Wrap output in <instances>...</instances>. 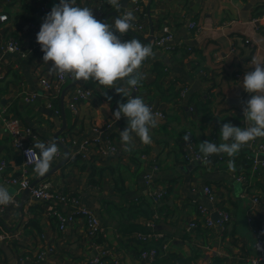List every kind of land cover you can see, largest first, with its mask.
<instances>
[{
  "label": "crops",
  "instance_id": "1",
  "mask_svg": "<svg viewBox=\"0 0 264 264\" xmlns=\"http://www.w3.org/2000/svg\"><path fill=\"white\" fill-rule=\"evenodd\" d=\"M36 1L0 5V15L8 16L7 22H0V115L17 117L32 128L36 135L33 144L56 143L55 135L64 125V107L67 128L59 141L70 152V158L58 166L67 155L56 143L61 157L54 158L44 176L37 175L34 166H24L21 152L13 147L0 119V162L6 163V169L0 172V185L15 201V206H9L0 216V234L18 237L11 243L0 242V264H42L25 257L35 255L45 245L54 246L56 251L46 264H90V259L101 251L109 253L105 264H148L140 257L144 244L137 235L143 230L151 231L147 226L151 220L129 217L126 210L134 201L152 208L154 233L162 235L156 243L161 256L153 264H252V259L259 256L253 224L264 220V171L255 166L253 150L244 147L232 158L231 169L226 155H214L210 163L200 165L187 156L193 154L192 148L201 154L199 144L203 141L219 143L223 124L245 126L242 102L250 96L241 84L245 72L255 66L254 60L264 64V29L256 30L251 25L254 16L264 13V0H138V6L133 4L135 0H127V10L133 11L135 20L143 22L147 31L134 33L137 37L127 33L122 39H138L151 45L155 54L144 62L141 71L145 79L138 91L131 89V93L165 114L151 131L152 143L144 145L137 138L131 152L124 151L121 143L120 131L126 128V119H120L124 122L115 130L109 129L119 122L114 120L118 103L127 102L114 89L94 81H80L75 86L78 81L69 79L54 96H44L40 80L53 79L55 75L50 74L51 64L43 63V52L36 41L34 25L41 21ZM99 1L102 0H76V4L93 9L101 21L113 13H123V8H114L105 18L97 17ZM59 2L50 0L49 7ZM115 18L111 16L107 23L114 24ZM190 23L197 28L191 30ZM165 27L179 41L171 52L155 45ZM152 28L154 39L147 42ZM8 37L23 44L26 56L4 52ZM78 87L92 89L94 97L80 103L74 113L70 105ZM185 89L187 93L183 95ZM106 91L112 97L110 102L102 95ZM31 95L37 99L27 102L26 97ZM205 109L211 114L209 118H205ZM95 130L103 132L102 143L93 147L89 159H75L78 145L96 137ZM185 134H191L190 144L184 141ZM255 142L264 144V138ZM109 145L117 150L105 157L100 148ZM245 160H253L250 169L244 167ZM153 164L159 167L153 173L154 189L166 191L161 201L148 196L143 179ZM25 172L33 185L50 181L55 191L77 197L83 207L92 210L105 228L101 244L91 243L83 219L60 231L49 205L7 182L9 177ZM238 176L247 179L246 186L236 180ZM206 187L214 191L215 202L210 201ZM254 197L260 205L251 223L248 209ZM200 207L211 212L215 220L219 210L230 213L232 220L224 228L208 227ZM58 209L71 211L63 205ZM193 222L198 226L192 230L189 227Z\"/></svg>",
  "mask_w": 264,
  "mask_h": 264
},
{
  "label": "clouds",
  "instance_id": "2",
  "mask_svg": "<svg viewBox=\"0 0 264 264\" xmlns=\"http://www.w3.org/2000/svg\"><path fill=\"white\" fill-rule=\"evenodd\" d=\"M108 4L120 10V0H108ZM136 19L132 10L117 16L114 24L98 20L93 9L81 7L76 0H60L46 15L37 33L36 41L43 52V63L51 64L50 74L69 76L74 81H94L106 89H114L117 95L127 99L118 103L114 120L124 118L126 128L120 131L123 150L131 152L135 139L144 145L152 143L151 131L158 126V114L131 89L141 86L145 74L144 62L154 58L152 46L138 39H122L133 27ZM254 67L246 71L241 87L250 99L243 101L244 127L225 123L221 127L219 143L203 141L199 144L203 164L210 163L214 155L229 157L228 166L234 168V158L244 147L264 138V64L253 61ZM125 85L127 87H125ZM104 95L109 102L108 91ZM191 143V134L183 137ZM38 150L39 160L34 172L44 176L50 169L59 149L55 142H34L26 156ZM14 197L0 185V205H8Z\"/></svg>",
  "mask_w": 264,
  "mask_h": 264
},
{
  "label": "built area",
  "instance_id": "3",
  "mask_svg": "<svg viewBox=\"0 0 264 264\" xmlns=\"http://www.w3.org/2000/svg\"><path fill=\"white\" fill-rule=\"evenodd\" d=\"M19 0H0V5H5L8 3H14ZM50 0H40L39 2V11L41 13V21L34 25L36 36L37 33L40 31L41 24L43 23L44 18L48 13L51 12V8L49 7ZM139 1H134L133 4L138 6ZM103 1H99L97 5V17L103 18L104 13L102 10ZM122 9V7H121ZM127 10L124 9L123 12ZM8 21V16L6 14L0 15V22L4 23ZM251 25L256 30L264 29V13L259 16H254L251 20ZM189 28L191 30H195L197 28L195 23H190ZM133 33H144L146 30V25L143 22L138 20L133 21V27L130 29ZM175 36L173 31L169 27H165L163 29V33L155 39V45L164 51L171 52L175 50ZM39 45V44H38ZM40 46V45H39ZM4 52L12 53L20 56H26L27 51L25 50L23 44L14 37H8L7 41L4 46ZM71 79L69 76L60 77L55 75V78H42L40 80V85L45 93V97H52L60 91L63 85ZM135 92L138 91V87L134 89ZM187 93V89L183 91V95ZM94 97V92L92 89L86 87H78L72 96V101L70 108L74 113L78 111V105L84 101L91 100ZM37 99L36 95H31L26 97L27 102H34ZM52 107L51 105H49ZM152 108L154 114H158V118H165V114L158 110L155 105L149 104ZM6 114L0 115V119L4 121V125L7 131V134L11 138L13 147L21 152V155L24 160V166L30 167L35 166V164L39 160L38 150H33L30 153L29 158L26 156V152L28 149L32 148L33 141L36 138V135L32 128L27 127L19 118L14 116L5 117ZM111 127H109L110 129ZM108 129V130H109ZM97 132V136L88 139L85 142L78 145L77 150L73 157L76 159L77 157H81L82 159H89L92 153V149L95 145H100L102 143V131L95 130ZM76 141L74 144L76 145ZM256 155V157L260 154H264V144H257L256 142H252L248 145ZM116 147L114 145H109L107 148H100V152L103 156H110L111 154L116 153ZM193 154L191 156H187V159L191 162L201 163L202 155L194 151L192 148ZM61 151L59 150L56 154L55 158L59 159L61 157ZM143 158L148 159L146 155H143ZM212 157H210L211 160ZM255 166L260 167L264 171V162L255 160ZM6 169L5 161L0 162V172H3ZM159 167L156 164H153L149 167V169L144 173L143 179L145 185L147 187L148 195L155 199L156 201H161L165 195L166 191L161 189H154V177L153 173L157 172ZM236 180L244 186L247 184V179L242 176H238ZM7 182L12 185L13 187L20 188L22 190H30V194L33 199L45 204L49 205L52 215L56 219L59 230L64 232L66 227L69 225H75L77 220L83 219L87 226V235L88 238L91 240V243L97 245L95 242L101 235L104 234L105 228L99 219V217L89 208L83 207L80 203L79 199L73 195L65 194L62 192H57L53 189L52 183L50 181H43L38 185H33L29 178L26 175V172L21 174L20 176H11L7 179ZM205 192L207 193L211 202H215L216 195L214 191L210 187L205 188ZM15 206V201L13 200L12 203L4 206L0 205V216H2L5 211L8 209L9 206ZM59 205H63L66 208H71V211L64 213L60 209H58ZM260 205V201L257 197L252 199V204L248 209L249 213V221L253 223V215L257 208ZM200 215L204 217L205 223L208 227L215 228L216 226L220 225L223 228L230 223L232 217L230 213L219 210L217 211L218 219L215 220L212 216V213L208 212V210L204 207L199 208ZM148 228L151 230L149 233L137 235V239L140 240L144 245H151L148 250L141 251L140 257L142 260L147 262L148 264H153L156 262L159 249L156 246V243L162 238V235L159 233H154L156 229V223L153 220L147 222ZM198 224L193 222L190 224V229H196ZM255 235L257 238L256 250L259 253V256L252 259V264H264V237L260 235L259 231H255ZM17 235H13L10 233H1L0 234V242H8L11 243L13 241H18ZM56 255V251L54 246L52 245H45L40 252L36 253L35 255L26 256L25 259L31 262L36 263H44L46 264L50 255ZM109 255L106 251H101L97 255L93 256L90 259V264H105V258Z\"/></svg>",
  "mask_w": 264,
  "mask_h": 264
},
{
  "label": "trees",
  "instance_id": "4",
  "mask_svg": "<svg viewBox=\"0 0 264 264\" xmlns=\"http://www.w3.org/2000/svg\"><path fill=\"white\" fill-rule=\"evenodd\" d=\"M40 2V0H37L36 2ZM103 1V6H102V10H103V13H104V17L105 18L108 14H110L111 12H113V7L110 6L108 4V0H102ZM135 1H138V0H135ZM131 36H136V34H134L132 31L129 30L128 32ZM203 112L205 113V118H209L211 116V114L209 113L208 110H203ZM77 160H83L81 157H77L76 158ZM245 164V168L246 169H250L252 166H253V160H245L243 162ZM134 205H131L129 209L126 210L127 213H129V217H134V218H138L139 216H144L145 219L147 220H153V217L155 216V213L154 211L152 210V208H150L148 205H146L145 203H141V204H137L133 203ZM253 226L255 227L256 230L259 231L260 235H264V220H256L253 224ZM143 234H146L148 233L147 231H142ZM102 238H103V235H101L98 239H96V243L98 244H101L100 241H102ZM157 246V245H156ZM150 247H152L151 245H144V248L143 250L146 251L148 250ZM161 256V253L159 251V255H158V258H157V261L158 259L160 258Z\"/></svg>",
  "mask_w": 264,
  "mask_h": 264
},
{
  "label": "water",
  "instance_id": "5",
  "mask_svg": "<svg viewBox=\"0 0 264 264\" xmlns=\"http://www.w3.org/2000/svg\"><path fill=\"white\" fill-rule=\"evenodd\" d=\"M121 5H122V8L123 9H128V4H127V0H121ZM251 5H249V7H250ZM111 16H118L116 13H113L112 15H109V16H107L103 21L105 22V23H107L108 22V20H109V18L111 17ZM151 36H150V38L148 39V40H146L147 42H149V41H152L153 39H154V30H153V28H152V31H151ZM177 42H179V41H176V43ZM80 81H78L76 84H75V86H77V84L79 83ZM64 95L65 94H63L62 95V101H64ZM64 106V104L62 105V107ZM62 115H63V118H64V125H63V127H62V129L55 135V140H56V143L57 144H59V145H61L63 148H64V150H65V152H66V159L62 162V163H60L58 166L60 167V166H62L63 164H65L66 162H68V160H69V158H70V152L64 147V145L59 141L60 140V136H61V134L66 130V128H67V120H66V117H65V109H64V107H63V112H62ZM124 121L123 120H121V121H119V122H116L115 124H113V126L111 127V131L112 130H115L119 125H121L122 123H123ZM105 135H107V133H105ZM257 160L258 161H264V154H260V155H258L257 156ZM212 160H210V162H211ZM197 164H201V163H197ZM58 169V167L56 168V170ZM27 193H30V190H27L26 191ZM22 208L23 207H21V211H22Z\"/></svg>",
  "mask_w": 264,
  "mask_h": 264
},
{
  "label": "rangeland",
  "instance_id": "6",
  "mask_svg": "<svg viewBox=\"0 0 264 264\" xmlns=\"http://www.w3.org/2000/svg\"><path fill=\"white\" fill-rule=\"evenodd\" d=\"M149 196V195H148ZM150 197V196H149Z\"/></svg>",
  "mask_w": 264,
  "mask_h": 264
}]
</instances>
